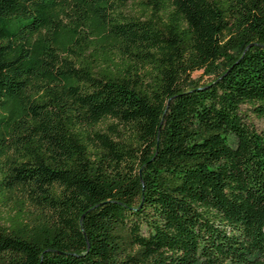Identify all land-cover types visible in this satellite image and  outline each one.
I'll return each mask as SVG.
<instances>
[{
    "label": "trees",
    "instance_id": "obj_1",
    "mask_svg": "<svg viewBox=\"0 0 264 264\" xmlns=\"http://www.w3.org/2000/svg\"><path fill=\"white\" fill-rule=\"evenodd\" d=\"M0 264H264V0H0Z\"/></svg>",
    "mask_w": 264,
    "mask_h": 264
},
{
    "label": "rangeland",
    "instance_id": "obj_2",
    "mask_svg": "<svg viewBox=\"0 0 264 264\" xmlns=\"http://www.w3.org/2000/svg\"><path fill=\"white\" fill-rule=\"evenodd\" d=\"M193 77L195 79H197V81L200 84H204V83H208L209 81H211L213 79V76L208 74L205 70L200 69L197 70L195 72H193ZM252 123L257 127L260 128L262 126V122L260 121V119L256 118V117H252ZM20 193V192H19ZM32 216L37 217L38 213L36 211L35 208H32V212H31Z\"/></svg>",
    "mask_w": 264,
    "mask_h": 264
}]
</instances>
